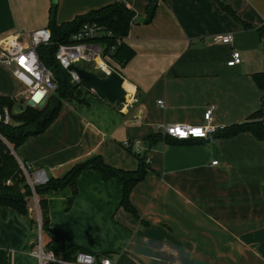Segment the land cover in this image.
<instances>
[{"label":"crops","instance_id":"0c3cea01","mask_svg":"<svg viewBox=\"0 0 264 264\" xmlns=\"http://www.w3.org/2000/svg\"><path fill=\"white\" fill-rule=\"evenodd\" d=\"M148 1L54 0V19L70 21L112 2L144 18ZM52 3L0 0V40L48 27ZM260 27L264 0H157L151 21H132L122 40L132 56L123 65L107 59L134 88L133 100L112 104L79 86L74 97L62 99L46 130L18 145L16 158L50 178L93 155L110 167L135 170L137 158L126 144L145 142L162 124H201L210 104L213 123L224 127L259 109L264 113V91L253 79L264 72ZM227 33L233 36L230 44L213 41ZM233 49L241 61L229 66ZM0 96L23 107L30 98L1 63ZM146 156L149 168L129 193L134 212L121 205L117 178L86 168L75 187L44 194L47 229L113 264H264V140L250 132L160 140ZM34 194L26 215L0 206V264H39L32 251L40 241L45 247L48 235Z\"/></svg>","mask_w":264,"mask_h":264},{"label":"trees","instance_id":"16d2710c","mask_svg":"<svg viewBox=\"0 0 264 264\" xmlns=\"http://www.w3.org/2000/svg\"><path fill=\"white\" fill-rule=\"evenodd\" d=\"M157 0H149L146 6V13L143 22L151 21L156 8ZM56 2L52 3L50 9V21L48 28L51 31V43L38 47L37 54L42 63L51 70L56 88L51 92L42 107L25 104L22 109H17L16 102L8 96H0V110L3 107L8 109L10 122L8 124L0 122V206H7L26 215L28 213V199L32 195V189L27 182V178L20 167L19 161L14 154V150L28 136L42 133L53 122L57 116L61 101L64 98L74 97V91L79 86V82L72 80L71 75L55 57V52L60 43L70 42V36L86 22H95L105 30L111 32V36H102L97 39L104 47L103 55H108L123 65L133 54L132 49L126 47L123 38L127 35L130 24L136 17L135 13L122 2H112L97 9L80 14L70 21L57 23L54 19ZM264 37V27L258 28ZM121 42L110 52V47L115 44V39ZM89 70L91 66L80 65ZM101 77L104 73L97 72ZM253 79L258 88L264 91V72L253 74ZM116 105H121L116 103ZM15 108V110H14ZM264 113L261 109L253 112L247 120L241 123L226 126L223 131L213 134L214 136L229 137L239 132H250L258 140H264ZM212 135V136H213ZM160 140L174 141L169 136H162L158 131L148 134L144 138L146 150L141 154H135L138 164L135 170H122L113 168L104 163L99 155H93L87 159L74 164L65 175L60 178H50L44 184L36 185L34 192L38 196V206L40 210V222L42 232L48 235L45 247L54 253L66 258H70L79 250L72 245H67L56 233L47 229V203L44 194L49 190H57L66 186L75 187V179L79 173L86 168L99 171L104 179L117 178L122 184L121 205L134 212L130 202L129 193L132 187L144 178L148 170L146 162V152L149 147ZM177 141V140H175ZM130 148V147H129ZM75 194V191L74 193ZM71 203V198L68 205Z\"/></svg>","mask_w":264,"mask_h":264},{"label":"built area","instance_id":"2783aa9c","mask_svg":"<svg viewBox=\"0 0 264 264\" xmlns=\"http://www.w3.org/2000/svg\"><path fill=\"white\" fill-rule=\"evenodd\" d=\"M106 35L111 36V32L105 30L101 25L95 22L83 23L76 32L71 34L70 42L58 45L55 57L65 69L70 64L79 65V63L84 62L92 67V71L102 72L106 76L114 70L107 62L109 56L103 55V45L97 40ZM51 37L50 29L42 27L27 34L15 33L0 40V63L10 68L12 74L24 83L26 92L30 97L38 90L50 94L56 88L51 70L42 63L37 54L38 47L51 43ZM232 40L233 36L229 33L213 36V41L218 44H230ZM120 42L121 39H115V44L110 47V52ZM240 61L239 51L233 49L227 64L233 66L240 63ZM69 73L72 80L78 82L76 74L73 71H69ZM129 88L131 92L126 90L128 98L123 105L133 100L135 90L131 86ZM158 103L162 104V101L159 100ZM213 111L214 105L210 104L203 113L204 122L201 124L168 123L160 125L158 131L162 136H169L177 141L207 139L225 128L223 125L213 123ZM0 122L5 124L10 122V114L6 107L0 110ZM126 146L130 147L132 152L136 154H141L146 150L145 143L142 140H134ZM146 162H148L147 157ZM216 163V160L212 161V164ZM19 164L34 194V187L44 184L48 180V176L44 170L32 172L30 166L25 162L19 160ZM32 254L38 258L39 264H113L107 256H102L97 261L96 256L88 251H77L70 258H65L57 255L51 249L45 248L41 241L37 248L32 251Z\"/></svg>","mask_w":264,"mask_h":264},{"label":"water","instance_id":"95a60500","mask_svg":"<svg viewBox=\"0 0 264 264\" xmlns=\"http://www.w3.org/2000/svg\"><path fill=\"white\" fill-rule=\"evenodd\" d=\"M141 21L142 18L140 17L133 19V22ZM67 70L73 71L76 74L78 82L82 86L92 90L109 103L123 104L126 101L127 92L124 87V79L118 72L112 71L110 74L101 77L96 72L76 64H70L67 67ZM48 95L49 93H45L43 90H38L31 95L27 104L42 107ZM22 108V105L16 107V109Z\"/></svg>","mask_w":264,"mask_h":264},{"label":"bare ground","instance_id":"6f19581e","mask_svg":"<svg viewBox=\"0 0 264 264\" xmlns=\"http://www.w3.org/2000/svg\"><path fill=\"white\" fill-rule=\"evenodd\" d=\"M124 87L126 88V90H128L129 92H131V89L129 88L128 85L124 84Z\"/></svg>","mask_w":264,"mask_h":264},{"label":"rangeland","instance_id":"374dc122","mask_svg":"<svg viewBox=\"0 0 264 264\" xmlns=\"http://www.w3.org/2000/svg\"><path fill=\"white\" fill-rule=\"evenodd\" d=\"M84 64H85L84 62H83V63H82V62H81V63H79V65H84ZM126 97L128 98V96H126Z\"/></svg>","mask_w":264,"mask_h":264}]
</instances>
